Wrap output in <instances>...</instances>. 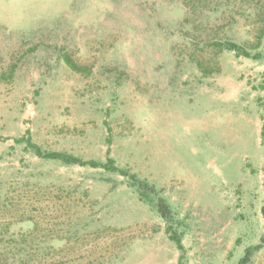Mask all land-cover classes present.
I'll return each instance as SVG.
<instances>
[{
  "label": "rangeland",
  "instance_id": "rangeland-1",
  "mask_svg": "<svg viewBox=\"0 0 264 264\" xmlns=\"http://www.w3.org/2000/svg\"><path fill=\"white\" fill-rule=\"evenodd\" d=\"M263 207L264 0H0V264H264Z\"/></svg>",
  "mask_w": 264,
  "mask_h": 264
},
{
  "label": "trees",
  "instance_id": "trees-1",
  "mask_svg": "<svg viewBox=\"0 0 264 264\" xmlns=\"http://www.w3.org/2000/svg\"><path fill=\"white\" fill-rule=\"evenodd\" d=\"M222 47L226 50L234 51L240 56L243 55L245 57H251L250 53L245 51L244 48H242L240 45H238L236 43H232V42L222 43ZM27 144H28V147L32 148L34 150L35 154L40 158H45V159H50V160H59L65 164H79L82 166L91 165L93 167L98 166V164L95 162H84L81 159H78L76 157H73L71 155H67L64 153H45L38 146L34 145L30 141H28ZM112 166H114L113 162L110 161L106 167L111 168V169L113 168V170L119 172L121 175L129 177L132 186L136 187L139 192H145L147 190H151V192H154V188L150 187L147 183L141 182L135 175L131 176L128 172H126L124 170L117 169V168L112 167ZM148 195L149 194H147L146 196H148ZM158 212L160 213L162 218L168 222L172 218V214H171V211H170L168 205L162 200H160L158 203ZM263 216H264V207H263ZM167 231L171 234L172 241H174L176 243L178 249L181 251V253L184 254L185 248L182 244L181 237L177 234V232L173 231V229H172V227H170V225L167 228ZM262 243H264V237L262 239ZM261 247H262V245H258L255 247L248 248L246 250L244 257L240 260V262L238 264H249L252 257L254 256V254L258 250H260Z\"/></svg>",
  "mask_w": 264,
  "mask_h": 264
}]
</instances>
